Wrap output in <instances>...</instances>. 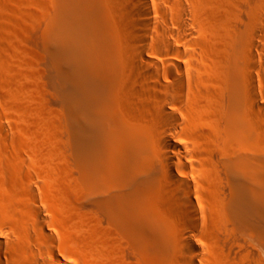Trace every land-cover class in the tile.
<instances>
[{
	"label": "bare ground",
	"instance_id": "bare-ground-1",
	"mask_svg": "<svg viewBox=\"0 0 264 264\" xmlns=\"http://www.w3.org/2000/svg\"><path fill=\"white\" fill-rule=\"evenodd\" d=\"M67 1L62 16H57L63 23L58 18L62 24L55 21L57 25L54 22L47 36L50 46L57 51V66L62 70L67 68V74L62 72L73 89V95L70 89L72 98L68 100L69 135L77 155L76 165L81 168L79 184L91 198H96L88 200L90 203L98 200L95 205L102 206L107 219V227L100 226L104 230L99 232L102 236H99L102 238L101 251L98 250L100 264L132 261L131 258L129 263L125 260L123 244L119 245L121 238L119 242L114 241L113 231L118 232L117 229L119 232L124 229L128 234L125 233L127 240L132 241L131 249L134 243L135 248L154 252L150 259H141L138 264H204L206 255L201 257L204 254L201 252L206 250H199L187 230L172 237L167 232L164 215L167 212L173 217L182 214L180 218L185 219L186 210L195 224L194 200L205 206L199 205L200 208L214 211L216 207L204 192H210L206 187H215L213 184L220 180H226L229 185V198L222 208L232 221H245L247 228L250 223L259 242L264 244V148L256 138L258 128L264 138V125L256 129L245 124V67L239 61L232 64L234 81L231 80L228 100L217 116L222 148L219 145L221 152L215 160L211 134L216 132L211 129L214 133H210L201 115L208 108L209 98L219 90L209 85L210 88H206L210 83L202 73L205 69L202 66L208 67V64L200 63L193 53L195 57L190 62L178 61L176 57L183 54L182 50L165 39L170 34L177 36L180 31L195 34L197 26L201 27L203 21L205 24V17L222 13L219 2L229 0H118L120 21L134 43L131 41L133 46L129 45L126 51L128 69L124 68V73L118 69L121 66H117L118 55L114 50L105 45V49L98 47L97 38L93 41L86 31L94 26L90 25L92 21L99 20L96 5L99 0ZM167 9L173 11L170 20L175 30L169 25L160 27L153 19V13L158 11L168 16ZM5 23L0 13V109L11 108L12 117L17 121L12 129L17 132L20 128L17 114L22 108H18L21 104L17 106V98L24 85H21V70L12 64L14 58L7 47ZM58 24L62 28L59 29ZM78 29H82V33ZM155 34L158 37L153 39ZM210 36L209 41L203 39L208 41L209 47L212 45ZM150 42L155 46H150ZM152 54L164 59L158 60ZM10 60L13 61L10 63ZM255 89L250 87L247 93L250 101L257 98ZM1 115L0 131L6 125L1 124ZM1 141L0 132V150ZM249 150L252 153L248 154ZM8 159L10 164L6 171L10 185L7 192H0V264H71L55 246L47 209L37 203L35 193L22 192L23 159L19 151ZM174 250L178 261L171 263Z\"/></svg>",
	"mask_w": 264,
	"mask_h": 264
},
{
	"label": "rangeland",
	"instance_id": "rangeland-1",
	"mask_svg": "<svg viewBox=\"0 0 264 264\" xmlns=\"http://www.w3.org/2000/svg\"><path fill=\"white\" fill-rule=\"evenodd\" d=\"M66 1H0V13L3 16L4 22H6L7 47L16 63V65L14 62L12 64L18 66L21 70V85H24L21 87L22 93L18 97L19 99L17 98L19 100L17 106L21 104L18 108L22 107L19 110L17 109L19 111L17 114L18 119L20 118L18 120L20 121L18 122L20 128L17 132L21 134L17 133L14 128L12 129V125L15 126L17 121H14V117H12L14 113L10 111L11 108L9 109V107L4 106L2 110L0 109V114H2L1 124H6L2 126L4 128L0 131L2 137L0 150V192H7L8 186L10 185L8 184L9 176H7L6 171L10 163H8L7 159H10V157L16 154L18 155L19 151V155L23 159L21 164L24 181L22 182V192L35 193L33 195L37 203L47 209L51 219L52 231L54 230L55 246L59 253L60 251L64 253L69 258L71 264H100L101 260L98 250L101 251L102 244L100 245V243H102V238L99 237L101 236L99 232L104 230L100 226L105 228L107 219L105 220L106 217L104 218L105 213L102 206L95 205V202L98 200H92L94 205L92 201L90 203L88 200L96 198H91L89 192H84L83 185L80 186L81 184H79V180L82 179L81 171H79L81 168L79 164L76 165L77 155L75 156L76 152L70 140L71 130L69 132L71 114L68 100L72 98L71 94L73 95V89L66 79L67 68H63L62 70L57 66V51L50 46L51 44L48 42L47 36L52 31L54 22H58V18H61L57 16L62 14L63 7L68 2ZM117 1L99 0L98 4L96 3L98 2L97 0L95 3L99 10V20H96L98 17L97 10L94 15L95 17L97 15L96 18L94 17L96 22L92 21L94 24H90L94 26H85L84 28L87 27L89 29L92 27L89 30H85L91 36L92 40L94 39L93 41L97 38V44H102H98V47L102 46L100 48L105 49L106 46L107 49L112 48L114 50L113 52L118 55L117 62L119 63L117 66L120 65L122 67H118V69H121L119 71H123L122 73H124L123 69H128L125 65L127 60L126 51L131 47L129 45L134 43L131 37L125 33L126 31L122 26L119 16L121 12L119 9L120 4ZM219 5L222 13L217 17H205L203 19L205 20V24L203 21L201 27L197 26V32L195 34L188 35L186 32L180 31L177 32V36L171 34L165 36V39L172 42L176 48L182 50L183 54L180 57L175 56L178 61L186 64L196 55V59L200 63L208 64V67H205V65L202 66L205 68H203L204 71L202 70V73L210 83L206 84V88L210 86L211 89L214 88L219 90V93L221 92L220 94L218 93L212 96L214 99L212 97V99L209 98L207 102V109L209 111L206 109L207 111L205 110L201 115V121L203 118L204 121L202 122L207 127L209 126L210 133L212 132L211 129L216 132H212L214 134H211L214 136V138L212 137L214 145L216 146L217 144V147L213 145L212 149V157L215 160L218 158L222 148L219 129L220 122L217 116H219V109L226 104L228 95L230 94V87L232 86L231 80H233L231 69L235 61H239L245 67V124L248 126L253 125L252 127L256 129L264 125L262 124L264 123V0H229L225 3L219 2ZM167 11L168 16H164L160 11L153 13V19L156 20L157 25L160 27L169 25L175 30L176 26L172 19L170 20L173 11L170 9H167ZM58 12L59 14H57ZM59 21L63 23V19ZM57 22H55L56 25ZM59 24L58 28L60 29L62 27H59ZM78 30L81 31L82 29ZM92 33L94 34L91 35ZM208 33L211 35L210 42L212 45L210 47V44L208 45L207 43L209 41ZM156 37H158L156 34L153 35V39ZM203 39L208 40L207 42L205 41L207 45ZM107 41L109 44H106ZM242 42L246 44L244 45ZM150 46L155 45L153 42H150ZM192 53L194 54L193 56L191 55ZM151 56L158 60L164 59V56L161 55L152 54ZM254 59L256 62H254ZM13 60H10V63ZM255 64L256 66H254ZM62 71H66V74L63 75L64 73ZM250 87L256 88L254 91L257 92L255 94L257 98L255 97L252 101L246 97ZM203 114L207 115L204 116ZM256 138L258 143L264 148V138L259 128L257 129ZM11 145L12 147H9ZM247 148L250 149L249 147ZM247 148H245L246 154ZM250 153L252 151L250 152L249 150L248 154ZM72 158L75 160L74 162ZM225 181H217V183L213 184L215 187L211 185L210 187L207 186L206 189L208 188L210 192H204L209 202L211 201L213 206L216 207V211L210 212V209L206 211L207 207L205 209V206L198 204L195 199L194 211L197 217L195 224L190 220L188 211L186 210L184 212L186 215L183 214L185 219L180 218L182 214H179V216L176 214L173 217V215L165 212L164 218L168 224L167 232L172 237H176L177 235H181L183 230H187L192 240L198 244V248L200 247L199 250H206L201 252L204 253L201 257L206 255L203 260H206L205 263L201 260V263L204 264H264V244L262 243L261 245L259 242L260 238L257 236L254 228H250V223L249 229L245 227V221H232L227 211L222 208L223 203L229 198V185ZM87 197L89 198L87 199ZM199 205L204 207L200 208ZM203 210L207 213H203ZM100 219L103 221V224ZM117 230L118 232L113 231L116 238L114 241L118 239L117 242H119L121 238L119 245L121 244L120 246H122L123 244L122 247L124 249H121L123 251L122 253H125L123 255H125L124 257L128 261H126L127 263L132 260L129 264L133 262L134 264H138L141 259H150L154 254L152 250L135 248L134 243L132 250V241H128L129 237L127 238V233L124 229H120V232L119 229ZM121 231H123V234H119L118 236L117 233H121ZM122 235L126 240L123 239L124 237H121ZM130 252H132L133 257ZM175 253L176 251L174 250L170 256L172 257L171 263L174 260L178 261L176 257L177 253ZM184 255L187 256V254ZM132 258H135V260Z\"/></svg>",
	"mask_w": 264,
	"mask_h": 264
}]
</instances>
